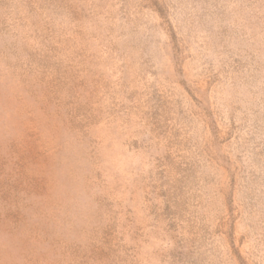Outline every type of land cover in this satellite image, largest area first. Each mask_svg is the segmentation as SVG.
Returning <instances> with one entry per match:
<instances>
[{"label":"rangeland","instance_id":"obj_1","mask_svg":"<svg viewBox=\"0 0 264 264\" xmlns=\"http://www.w3.org/2000/svg\"><path fill=\"white\" fill-rule=\"evenodd\" d=\"M0 264H264V0H0Z\"/></svg>","mask_w":264,"mask_h":264}]
</instances>
